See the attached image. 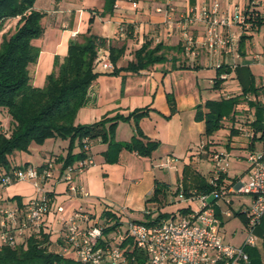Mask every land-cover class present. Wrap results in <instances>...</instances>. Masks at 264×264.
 I'll use <instances>...</instances> for the list:
<instances>
[{
	"label": "crops",
	"instance_id": "obj_1",
	"mask_svg": "<svg viewBox=\"0 0 264 264\" xmlns=\"http://www.w3.org/2000/svg\"><path fill=\"white\" fill-rule=\"evenodd\" d=\"M210 1L116 0L112 12H105L104 0H35L33 8L44 14L40 21L43 35L32 41V45L39 49L37 61L28 67L32 85L36 88L45 85L46 77L53 70L55 58L63 61L71 40L82 42L83 37L89 35L104 39L106 44L102 49L108 52L110 63L109 48L119 49L124 46L122 56L115 65L111 63L113 71L117 70L118 73L112 74L113 71L105 72L100 67H94L97 77L88 89V102L78 110L74 124L88 125L104 117L127 116L134 110L148 108V115L139 121L138 127L146 138L159 143L158 149L150 158L121 150L117 161L108 163L104 158L107 144L95 142L90 150L94 166L85 170L78 178L89 193L86 198H76L68 192L66 184L61 180L60 164L55 162L53 178L40 185L41 192L51 196V209L45 224L50 250L59 251L63 232L61 221L71 214L69 210L56 212L61 202L79 204L91 216H94L95 205L100 203L103 211L114 213L119 219L120 214L132 216L147 208L148 203H152L155 207L154 216L149 215L152 219L159 212L163 213L162 208L158 210L157 204L150 200L155 182L167 186L166 206H173L178 202L179 186L186 192L200 190L210 178L212 164L206 150L219 151L223 148L228 153L244 151L249 154L263 149L261 141L252 142L253 124L256 120L264 121V94L260 90V78L264 68V33L258 42L262 24L243 31L233 24L225 30V34L236 37L235 51L227 53L219 50L209 53L201 45L205 34L204 24L196 21L188 26L195 46L191 54L184 52L180 15L188 9L196 10ZM220 2L229 9L234 1ZM158 8L160 11H157ZM169 8H173V11H169ZM168 17H171V22ZM18 20L19 17H15L5 22L0 33V42L3 36L8 37L14 33ZM122 24L131 26V37L120 33ZM144 41H150L152 46L163 44L166 47V60L137 72L125 71L128 64L134 62V53ZM254 47H258L259 52L251 56L250 52ZM237 59L248 65L236 63ZM217 65L229 71L228 79L223 82L236 78L234 81L242 89L241 94L226 92L222 83H215ZM231 97H239L234 114L231 118L222 119V128L211 137L205 138L203 115L207 110L204 103ZM168 98L172 99L173 110ZM244 99L247 110L241 108V101ZM9 129L10 117L5 110L0 109V132H8ZM134 134L131 122L120 121L113 139L115 142L125 143ZM256 142L260 144L258 149ZM44 144H31L26 152L11 154L8 157L10 167H39L48 159L55 161L58 157L65 156L67 141L48 139ZM203 144L206 148L201 152L200 147ZM78 151L76 148L73 152ZM238 159L239 163L240 160L244 161L247 167L239 175L228 173L230 180L247 175L246 157L239 155ZM166 161H171L168 169L158 168L160 163ZM40 194L31 182H14L7 187H0V207H16L21 210L29 200ZM238 197L241 196H232L229 206L222 201L214 205L225 242L226 236L228 239H235L237 232L231 230L227 233L224 227L234 219L235 214H240L247 207L242 204L237 213L234 211L233 201H238ZM74 199L80 200L75 202L77 200ZM18 202L22 204V208H19ZM184 207L185 205L179 208L178 212L166 214L178 215L179 210H184ZM227 209L231 211L230 217L224 214ZM101 221L103 225V220ZM241 234H244L243 230Z\"/></svg>",
	"mask_w": 264,
	"mask_h": 264
},
{
	"label": "built area",
	"instance_id": "obj_2",
	"mask_svg": "<svg viewBox=\"0 0 264 264\" xmlns=\"http://www.w3.org/2000/svg\"><path fill=\"white\" fill-rule=\"evenodd\" d=\"M169 11H173V8H169ZM166 12L169 16V12ZM180 18L186 54H191L195 46L188 26L196 21L204 24L205 34L201 43L204 50L209 53L219 50L233 53L237 47V39L226 35L225 30L233 24L240 31L257 27L258 24L263 26L264 0H244L241 6L238 2H233L229 9L222 6L220 0H211L196 10L188 9ZM167 19L171 22V17ZM119 31L124 34L122 27ZM94 67H100L105 72L113 71L106 50L101 48L97 51ZM219 67L217 65L216 69ZM219 78L227 80L228 74L223 73ZM260 87L264 94V68ZM4 133L8 136V133ZM95 142H100V139H84L82 144L85 158L65 169L61 175L68 192L75 197H88L78 178L85 170L94 166L90 150ZM205 148L206 145L203 144L201 152ZM206 151L212 164L211 176L206 182L207 190L186 193L181 186L178 187L177 200L184 203V214L180 213L153 225L129 220L115 231L105 234L103 230L107 225H102V221H91V215L79 209L61 221L63 232L58 253L80 264H130L127 252L141 254L142 263L139 264H250L245 249H258L260 238L255 231L264 217V147L246 156V183L242 178L228 179V152ZM170 162H162L158 168L168 169ZM55 165L53 159H48L39 167L19 168L0 177V187H7L14 182H31L41 193L29 200L21 210L16 207H0V248L15 247L27 237L45 234L51 200L41 192L40 185L53 178ZM232 196L250 198V205L241 212L245 218L244 239L237 246L224 241L220 232L221 222L214 212L217 202L222 201L229 206ZM196 202L199 205L194 206L193 203ZM56 212L62 213L63 209L57 207ZM145 214L150 215L149 212ZM224 214L230 217L231 211L227 209ZM21 239L23 241L20 242ZM131 261L132 264H138L134 262V258Z\"/></svg>",
	"mask_w": 264,
	"mask_h": 264
},
{
	"label": "trees",
	"instance_id": "obj_3",
	"mask_svg": "<svg viewBox=\"0 0 264 264\" xmlns=\"http://www.w3.org/2000/svg\"><path fill=\"white\" fill-rule=\"evenodd\" d=\"M34 2L35 0H0V33L8 19L19 17L14 33L8 37L3 36L0 42V109L5 110L10 117V129L6 132L8 136L0 132V177L19 169L10 167L8 157L11 154L26 152L31 144L40 145L47 139L67 141L65 156L55 159V162L60 164L61 174L65 169L85 158L82 144L84 139L92 141L100 139L101 143L107 144L104 158L108 163H115L121 150L139 157L150 158L158 149L159 143L146 138L138 127L139 121L148 115V108L134 110L127 116L104 117L88 125L74 124L78 110L88 102V89L97 77L93 71L94 60L97 51L106 44L104 39L89 35L84 36L82 42L70 41L63 61L60 62L55 58L53 70L46 77L45 85L42 88L32 85L28 67L34 64L39 56V49L32 45V41L43 35L40 21L44 14L33 8ZM104 2L105 12H112L116 0H104ZM122 28L124 34L131 37V26L122 24ZM165 51L166 47L161 43L152 46L150 41H144L134 53V62L129 63L124 70L137 72L162 63L166 60ZM123 52L124 46L119 49L109 48L110 61L113 65ZM116 73L117 70L112 72V74ZM223 73L228 74L229 71L223 70L222 66L216 69V84L224 81L219 78ZM260 90L262 91L261 87ZM168 103L173 110L171 98H168ZM238 103L239 97L204 103L207 111L203 115V136L211 137L220 130L222 119L231 118ZM120 121L131 122L134 128V136L125 143H118L113 139ZM253 126L252 142L259 140L264 146V121L256 120ZM76 148L79 151L74 153ZM167 190L166 185L155 182L150 200L157 204L158 210L168 205ZM200 190L206 191L207 185H202ZM46 196L51 199L49 194ZM17 204L19 208L23 207L20 202ZM179 212L184 214L186 211L181 209ZM234 216L239 217L245 224L243 214L237 213ZM170 217H173V214L159 212L155 218H147L148 220L142 223L153 225ZM101 219L103 225L108 226L103 230L105 234L115 231L122 225L120 219L109 211H103ZM255 233L262 241V252L252 248H246L245 252L250 264H263L264 217ZM49 247L47 234L27 237L15 247L2 246L0 264H80L61 256L58 252L51 251ZM128 253L127 260L130 264L133 258L134 262L142 263L141 254Z\"/></svg>",
	"mask_w": 264,
	"mask_h": 264
},
{
	"label": "rangeland",
	"instance_id": "obj_4",
	"mask_svg": "<svg viewBox=\"0 0 264 264\" xmlns=\"http://www.w3.org/2000/svg\"><path fill=\"white\" fill-rule=\"evenodd\" d=\"M232 1L238 2L240 6L244 3V0H232ZM222 6H225V5H222ZM259 31L260 32L258 33V42H260L259 41V37L261 38L263 36V33H264V24L259 29ZM258 52H259L258 47H256V48L254 47L252 49V51L250 52V55L253 56V55L257 54ZM236 61H237L236 63H239L242 66L248 65L245 62H243V60H241V59H237ZM233 79L235 80L236 78L233 77ZM234 80H228V81L222 82L223 89H224V91H226V92L229 91V93H234L235 95L241 94L242 89L239 88V87H237V86H239V85H237L238 82H235ZM241 103H242L241 104L242 107L241 106L240 107L242 108V110H243V108L246 109V105H247L246 100L244 99L243 101H241ZM240 107L238 108L239 111L241 110ZM44 143H45V141H44ZM44 143L40 144V146L41 145L44 146L45 145ZM255 145H256L257 149L260 148V144L258 142H256ZM219 151L220 152H225V150L223 148L219 149ZM247 154H248V152H244V151H242V152H232V153L230 152L229 153V156L230 157L228 159V162H229V170H228V173L230 175H234V174H238L239 175V174H242V172H244V170L247 167V165L242 160H240V163H239L238 162V160H239L238 159V156L241 155L242 157H246ZM202 171H204V168H203ZM242 180L245 183L248 182V176L247 175L243 176L242 177ZM86 192H87V190H86ZM87 194L89 196V193L88 192H87ZM76 198H78V197H76ZM74 200H77L75 202H78V200H80V199H74ZM242 204L249 206L250 205V199L248 197H246V196H244V197L241 196V197H238V201L235 202V200H234L233 201V209H234V211L236 213L239 210V206L242 205ZM193 205L196 206V205H199V204L196 202V203H193ZM183 206H184V203L183 202H180V203L179 202H175V204L173 206H169V207L168 206H165V207H163L161 209V212H163V213L178 212V209L181 208V207H183ZM55 207H57V204H55ZM60 207L63 209V211L64 210H69L70 213H72V212H74L76 210H79V209H82L83 211H85V208L84 207H82L81 205L76 204V203L75 204L74 203L71 204V203H68V202H65V203L61 202V206ZM154 208L155 207H153V204L152 203H148L147 208H143L141 210V212L135 213L132 216L126 215V214H120L119 215L120 216V222L123 225H125L129 220H135V221H139V222H145V221L148 220L147 218L150 217V216H146L145 213L151 211L152 213L150 212V215L154 216V214H155L153 212V209ZM148 209L150 211H148ZM102 211H103L102 204H100V203L99 204H96L95 205V210L93 212L94 216H91L92 217L91 221H94V220L95 221H101V212ZM243 229H244V226H243V223H242L241 219L239 217H236L235 216L234 219H232L226 225V227H224V230H226L227 233L230 232L231 230H236L237 236L233 240L232 239H228V237L226 236L225 237L226 241L229 242L230 244L234 245V246L235 245H240L242 243L241 241H243V239H244V234H241V230H243ZM21 241H23V239H21L20 242ZM257 247H258V250L262 252V241H261V239L258 241ZM51 251H54V249H51ZM262 261H263V264H264V257H262Z\"/></svg>",
	"mask_w": 264,
	"mask_h": 264
}]
</instances>
